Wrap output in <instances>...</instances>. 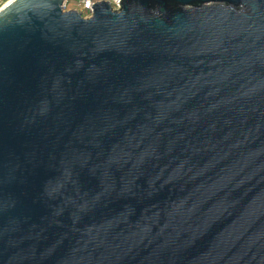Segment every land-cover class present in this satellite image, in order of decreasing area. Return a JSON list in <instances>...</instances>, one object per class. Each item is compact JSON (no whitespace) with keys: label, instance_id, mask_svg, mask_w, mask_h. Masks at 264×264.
Returning a JSON list of instances; mask_svg holds the SVG:
<instances>
[{"label":"water","instance_id":"1","mask_svg":"<svg viewBox=\"0 0 264 264\" xmlns=\"http://www.w3.org/2000/svg\"><path fill=\"white\" fill-rule=\"evenodd\" d=\"M0 9V264H264V0Z\"/></svg>","mask_w":264,"mask_h":264},{"label":"built area","instance_id":"2","mask_svg":"<svg viewBox=\"0 0 264 264\" xmlns=\"http://www.w3.org/2000/svg\"><path fill=\"white\" fill-rule=\"evenodd\" d=\"M12 0H0V9L7 5ZM121 0H63L62 12L75 11L79 13L83 18H89L91 16L90 11H85L87 8L93 7L97 3H107L111 10L116 12L120 9Z\"/></svg>","mask_w":264,"mask_h":264}]
</instances>
